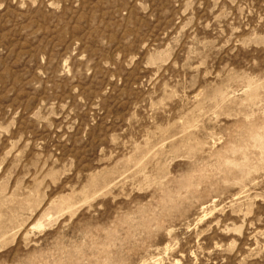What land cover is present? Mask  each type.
<instances>
[{
  "label": "rangeland",
  "instance_id": "374dc122",
  "mask_svg": "<svg viewBox=\"0 0 264 264\" xmlns=\"http://www.w3.org/2000/svg\"><path fill=\"white\" fill-rule=\"evenodd\" d=\"M0 264H264V0H0Z\"/></svg>",
  "mask_w": 264,
  "mask_h": 264
}]
</instances>
